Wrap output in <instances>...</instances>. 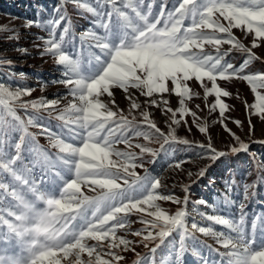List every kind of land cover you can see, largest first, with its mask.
Here are the masks:
<instances>
[{
    "label": "rangeland",
    "instance_id": "1",
    "mask_svg": "<svg viewBox=\"0 0 264 264\" xmlns=\"http://www.w3.org/2000/svg\"><path fill=\"white\" fill-rule=\"evenodd\" d=\"M181 2L182 0H166V2L165 0H143L138 10L141 15H148V8L151 5V14L148 15V19L154 21L162 8L164 11L171 12ZM60 5L62 7L57 11ZM205 5L206 0H197V9L202 10ZM87 7H91L94 10L93 13L87 12L85 10ZM120 7L122 14L129 16L133 27H139L143 23L136 21L135 13L131 9ZM110 8L111 5L99 6L96 0H0V61L10 60L12 62L11 64L0 63V88H6L8 92L25 88L33 89L30 95H24L19 100L0 92V104L10 114L16 115L19 110L15 108H18L17 106H20L22 102L58 100L55 109L35 110L39 115L30 111H28L30 114L21 112L26 119H20L19 133L17 131L14 134H7L5 130L0 129V215H3L6 221V223H0V264H31L34 254L36 264H69V260H54L59 252L49 247L51 243L47 237L50 232L59 240H70V233H80L77 243L72 245L71 250L80 248L84 251L82 244H95L96 241H101L108 236L107 232L101 233L92 229L97 226L103 227L114 219L112 213L123 212V209L112 208L113 203H119L118 197L105 202H100L98 199L104 193H111L113 189L101 188L98 185L94 188L89 187L90 179H84L82 176L74 178L75 157L60 153L59 148L53 146L54 140L41 134L43 129L65 143L76 146L80 144V135L77 132L82 130L58 119L63 114L70 120L74 113L68 111L70 102H73L70 87L56 82L66 80L69 76L83 78L86 82L98 78L110 63L111 55L114 54L116 48L125 42V37H128V42H130L131 28L126 29L124 21L117 15H112L107 32L109 49L101 51L95 46V38L105 36L101 23L111 11ZM61 17L63 20L59 27H56L54 34L50 35L54 22L60 20ZM28 21H37L39 26H27ZM221 21L227 24V21H223L222 18ZM190 24V20L184 21L185 27ZM160 26L162 25H158ZM232 32L246 47H251L254 34L246 36L237 28L232 29ZM11 35L18 36V39L5 38ZM62 35L64 36L63 41L60 39ZM38 37L43 39H37ZM49 40L61 45L62 54L67 55L77 66L76 72H73L67 65L58 64V56L45 51L49 46L47 43ZM259 43L260 46L253 49V52L260 59L250 61L245 66V74L264 72V41H259ZM222 47L226 49L229 46L223 45ZM17 48L27 49V51L22 53L16 51ZM204 48L205 51L215 54L212 45L205 44ZM227 59L239 68L244 64L245 54L233 51ZM187 83L195 95L193 99L186 100L185 107L190 112L197 113L196 122H193L190 113L184 117L179 115L180 97L172 91L145 96L141 95L139 89L129 88L125 93L122 89L112 88L110 89L111 97L108 94L100 97L101 101L113 111L122 110V114L129 120L135 118L134 123L142 132L153 136L159 135L155 133V129L149 128L144 122L143 112L149 114V119L165 136L174 131L177 139L169 138V142L181 144L182 149L170 145L163 149L161 157L150 153L141 154L139 148L129 149L123 143L116 145L120 151L135 153L137 156L135 163L142 165L135 169L141 179L124 191L120 199L143 198L150 193L153 182L160 179L161 187L158 189L160 193L174 194L182 202L187 194L186 205L164 200H158L156 203L168 215H175L178 210H183L185 212L184 224L191 233L185 235L184 230L177 227L162 240L159 246L156 247L153 242L149 243L146 248L141 242V237L134 236L132 233L145 228V225L140 222L142 215L146 219H152V217L147 216V213L133 211L127 217L129 224L117 229L116 234L134 241L130 245V248L134 250L124 251L122 246L115 249L124 259L114 261L113 264H235V258L226 254L228 250L217 243L216 236L194 232L191 228L193 224L222 234L233 242H238L236 251L240 257L264 250V188L258 186L259 184L264 185V159L261 157L264 155V143H260L264 141V120L259 115L250 112L245 106V102L255 103V93L251 92V85L238 78L218 80V85L232 94L230 97H222L223 101L229 105V110L225 112V119L221 123L218 109L209 112V107L215 103V96H209L205 100L204 89L200 81L193 78ZM204 83L211 87L206 80ZM166 86L172 89L170 80L166 82ZM261 91L264 92V90ZM127 95H131L140 107L131 109V100L126 98ZM161 99L167 100L168 104L161 103L156 106L150 103L152 100L161 101ZM13 104L16 106L14 107ZM166 108L178 112L176 119L181 120L179 126L172 123V114L165 112ZM29 120L31 124L28 123ZM234 121H240L239 126ZM249 121L252 123L251 129H249ZM198 125L204 126L206 131L201 133ZM224 125H227V129L231 132L226 131ZM25 129L28 130L27 133L32 137L35 145L25 144L21 150L19 148L25 140L23 137ZM70 129H75V131ZM136 130L134 127L127 133L129 137H132V144H143L158 154L163 139L145 140L143 135L134 136ZM232 133L239 136L242 142L249 145V148L237 154H230L231 147L239 146ZM181 139H186L190 143H179ZM29 140L32 142L30 138ZM209 142L217 151L229 153L227 155L230 160L239 158L238 160L247 161L246 177L242 181L233 182L231 175L227 173L229 171L224 170L234 169L240 172L242 167L231 161L225 165L227 166L225 168L221 161L218 162L219 158L213 162L207 157L206 147L200 145L207 146ZM109 159L106 154H103L102 163L107 165ZM178 162H182L180 168L170 167ZM218 168H220L218 172H215L214 170ZM202 169L205 170L204 175L199 176L198 173ZM209 171L211 173L208 174ZM216 175H219L220 186ZM77 179L79 182L76 187L67 189L66 194L61 198L60 195L62 191L65 192L63 188L66 183ZM115 182L121 186V189L126 186L123 179L115 180ZM185 187H187V193L184 191ZM225 187H230L232 196L230 206L227 200L228 193H221ZM13 192L27 204L21 212L22 219L19 221L24 229L23 238L10 232L7 227V223H16L13 216H9L8 213H20L19 201L11 195ZM73 192L78 194L77 198L70 200L69 197ZM85 197L97 203L85 202ZM49 200L51 203H46ZM69 202L75 209L71 212L61 207ZM47 214L55 219H49ZM217 215L242 230L233 231L227 226L207 219V217ZM85 228L86 230L81 232ZM34 229L38 230L39 234ZM191 235L197 237L198 241H195L196 238ZM103 243L107 244V241ZM199 243H201L200 248L196 249L195 245ZM181 246L184 249L182 255L179 251ZM154 247H156L155 251L151 252L150 249ZM101 251L106 253L107 248ZM102 258L111 259L107 255H102ZM69 259L74 264V258ZM87 259L88 255L85 252L81 255V261Z\"/></svg>",
    "mask_w": 264,
    "mask_h": 264
},
{
    "label": "snow or ice",
    "instance_id": "2",
    "mask_svg": "<svg viewBox=\"0 0 264 264\" xmlns=\"http://www.w3.org/2000/svg\"><path fill=\"white\" fill-rule=\"evenodd\" d=\"M166 2V0H165ZM96 3L103 7L104 5H111V11L103 19L101 27L105 30L104 37L95 38V46L100 48L101 51L109 49L107 43V32L111 23L112 15H117L124 21V27L126 29L131 28L132 36L130 42L128 37H125V42H122L118 48L111 55L110 63H108L106 69L102 75L90 81H85L83 78H72L59 81L56 83H63L66 87H70V94L73 96V102H70L68 111L74 113L72 119L68 120L65 115H61L58 119L64 120L66 124L75 125L76 128L82 130L77 133L80 135V144L78 146L71 143H65L59 138L51 136L46 130L41 131V134L49 136L54 140V147L59 148L60 153H65L75 157L73 162L74 178L84 175L85 173L101 174L100 169L107 170L103 173L108 179L120 180L123 179L126 182V186L116 193H104L98 199H112L119 198V203H113V209H123L122 213H112L114 219L105 224L103 227L97 226L92 229L93 231H99L101 233L107 232L106 236L101 241H96L95 244L89 245L88 243L82 244L84 251L80 248L72 249V245L77 243L80 233H70L71 239H65L49 247L55 248L59 255L54 257V260L62 261L69 260V264H73V261L69 258H74V264H113L124 259L119 255L115 249L122 246L124 251H132L130 245L134 241L124 239L117 236V229L124 228L129 224L127 219L128 215L133 213H147V216L152 219H146L143 215L140 217V222L145 225V228L133 232L132 235L141 237V242L144 247H148L149 243H155L156 247L177 227L184 230L185 235L191 234L186 225L184 224L185 212L178 210L175 215H168L160 206L156 203L158 200L171 201L175 204L187 203V194L184 197L183 202L177 198L174 194H162L158 191L161 187L160 179L153 182L152 189L148 195L140 199H120L123 192L135 185L141 177L136 174L135 169L142 167V165L135 163L137 156L131 151H120L116 148L118 143H123L129 149L135 147L140 149V153H150L153 156L157 155V152L143 144H132V137H129L127 133L134 127L137 129L134 136L143 135L145 140L151 141L152 139H163V144L169 142V138L176 140L174 131L169 132L168 136L156 127L155 123L149 119V114L143 112L144 122L149 128L155 129V133L158 136H153L149 133L142 132L138 126L135 125L134 119L129 120L122 114L121 111H113L107 104L101 101L100 97L104 94L112 96L110 89L119 88L128 92L129 88L139 89L141 95L152 96L154 93H165L172 91L178 97H180L178 110L179 115L184 117L189 113L193 117V122L198 119L197 113L191 111L185 107L186 100L193 99L195 93L188 86V81L195 79L201 82V87L204 89L205 100L209 96H215V103L209 107V112L219 110L221 123L225 119V112L229 110V105L226 104L222 97H230L232 94L230 91L220 87L217 83L218 80L226 81L231 80L233 77L246 81L251 85V92L255 93V103L245 102L246 108L255 115H259L264 120V72L256 74H245V66L250 61L259 60L253 49L260 46L259 41H264V0H206L205 7L200 10L197 9V0H182L180 5L173 11L168 12L161 9V12L154 21H149L148 15L151 14V5L148 8V15H141L139 7L143 4V0H96ZM129 8L135 13L136 21H142L143 23L139 27H133L132 21L129 16L123 15L121 7ZM62 5L58 6L57 11L60 10ZM89 13H93L91 7L85 8ZM227 21V24L221 21ZM188 19L191 21L190 26L185 27L184 21ZM63 20L55 21L53 24V30L50 35L54 34L55 28L59 27V24ZM36 25L39 26L37 21H28L27 26ZM158 25H162L158 27ZM240 29L244 35L254 34L251 47H246L235 35H233L232 29ZM14 31V30H13ZM67 32V29H64ZM87 36V35H85ZM6 39H18V36L11 35L5 37ZM37 39H43L38 37ZM63 41L64 36L60 37ZM48 47L45 51L51 53L53 56H58L57 63L67 65L73 72H76L77 66L72 60L65 54H62L60 48L61 45L49 40ZM212 45L215 49V54H211L205 51L204 45ZM228 45L229 47L224 49L222 46ZM16 51L26 52L27 49L17 48ZM233 51L245 54L244 64L239 68L233 63L228 61V57L231 56ZM9 61H0V63ZM78 75V74H77ZM171 81L172 89L166 86L167 81ZM210 83L211 87L207 83ZM33 89L25 88L15 92H8L6 88H0V92L6 95L12 96L13 99L19 100L24 95H30ZM131 100V109H137L140 105L131 97L126 96ZM114 103V101H112ZM152 105L159 106L161 103L168 104L167 100L161 99V101L152 100ZM58 104V100H40L34 102H22L21 107L39 111L48 109H55ZM199 108V105H197ZM165 112H171L172 123L179 126L181 120L176 119L178 112L171 108L164 109ZM51 115V112H49ZM31 124V120L28 121ZM238 126L240 121H234ZM199 131L204 133L205 127L198 125ZM225 130L227 125H224ZM252 128V123L249 121V129ZM75 131V129H70ZM232 136L238 143V147H231L230 154H237L240 151H245L249 148V145L242 142L239 136ZM179 143L189 144L186 139L179 140ZM264 143V141H260ZM206 147L208 151L207 157L211 161H215L219 157H223L226 154L225 151H217L209 142ZM19 148V145H17ZM103 154H106L110 159L107 165L102 163ZM113 157L115 159H113ZM99 158V159H96ZM182 162H178L170 167L180 168ZM205 170L202 169L198 175L203 176ZM191 175V173L189 174ZM130 177V179H129ZM77 182L79 180L77 179ZM69 185L66 183L65 189ZM75 187L74 185L72 186ZM89 187H95V184L90 183ZM72 189V188H68ZM187 193V187L184 189ZM66 192L62 191L61 198L64 197ZM11 195L19 201L20 213L13 214L8 213L9 216H13L16 223H7V227L10 232L16 236L23 238L24 229L20 225L19 221L22 219L21 212L25 205H27L22 199H20L15 192ZM78 195V194H77ZM55 199V198H51ZM203 203V202H201ZM208 220L214 221L216 224L224 225L231 228L233 231H241L240 227L231 224L227 219L220 216L207 217ZM0 223H6L3 215H0ZM91 223V222H90ZM241 225L243 221L241 220ZM194 232H199L204 235H213L217 237V243H219L224 249L228 250L227 255L235 258V264H264V250L252 253L246 257H240L237 254L238 242H233L231 239H226L222 234H217L210 229L204 227H198L196 224L191 226ZM81 230V232L85 231ZM146 233V234H145ZM103 241H107L104 244ZM107 248V252L103 253L101 250ZM150 249L151 252L155 251V248ZM63 250V251H61ZM181 255L183 254V246L179 249ZM87 253L88 259L81 261V255ZM102 255L110 256V260H105ZM31 264H36L35 254L31 260Z\"/></svg>",
    "mask_w": 264,
    "mask_h": 264
},
{
    "label": "trees",
    "instance_id": "3",
    "mask_svg": "<svg viewBox=\"0 0 264 264\" xmlns=\"http://www.w3.org/2000/svg\"><path fill=\"white\" fill-rule=\"evenodd\" d=\"M14 105V107L16 106L15 104H13ZM18 108H15V109H17V110H19L18 112H17V114L15 115V114H10L9 112H8V110L4 107V106H2L1 104H0V110H1V113H0V129L1 130H5V132L7 133V134H14V133H16L17 131H18V133L20 132V124H19V121H20V119L22 118V119H26V117L24 116V115H22V113L21 112H27L28 113V111H30V112H33L35 115H39V113L38 112H36L34 109H32V108H27V109H25V108H23V107H21V106H17ZM33 113H31V114H33ZM28 114H30V113H28ZM24 119V120H25ZM26 131H23V132H25V133H23V137H24V142H23V144L21 145V148H19V149H21V150H23V147L25 146V144H29V145H35V143H34V141L32 140V137L30 136V135H28V130L27 129H25ZM29 138L32 140V142L29 140ZM26 139H28V142H26ZM169 143V144H168ZM168 143H166V144H163L162 146H160V149H159V152H158V157L160 156H162V154H163V149L165 148H168V147H170V145L172 146V147H175V146H177L179 149H182V145L181 144H175V142H168ZM235 156V155H234ZM261 157H263V159H264V155H262ZM239 158H236V159H231L230 160V157L226 154L225 156H223V157H219V160H218V162H220L221 161V163L222 164H224V166L226 165V164H228L229 162H233V163H235L236 165H238L239 167H242V169H241V171L239 172V171H235L234 169H224V170H227V171H229V172H227V173H229V176L231 175V178L233 179V182H239V181H242V179L244 178V177H246V172H245V167H246V163H247V161L245 162L244 160H238ZM243 159V158H242ZM252 160V159H251ZM260 164V163H259ZM227 166H225V168H226ZM260 167V166H259ZM220 168H218L217 170H214L215 172H218V170H219ZM243 172V173H242ZM209 173H211V171H209L208 172V174ZM242 173V175H240ZM219 174V173H218ZM217 177H216V179L219 181V186L221 185L220 183H221V181H220V179H219V175H216ZM215 177V176H214ZM259 187L261 186L262 188H264V185L263 184H259L258 185ZM223 187V186H222ZM226 192L228 193L227 194V196L229 197V198H227V200H228V204H229V206H230V197H232L231 195H230V187L229 188H223V192H221L222 194H226ZM218 194H220V193H218ZM234 194V193H233ZM262 197H263V195H262ZM191 237H193V238H196L195 239V241L197 240L198 241V238L197 237H195L194 235H191ZM201 245V243H199V245L198 244H196L195 245V247H196V249L197 248H200L199 246ZM186 258V260H187V256H185ZM141 262V261H140ZM139 263V262H138Z\"/></svg>",
    "mask_w": 264,
    "mask_h": 264
},
{
    "label": "clouds",
    "instance_id": "4",
    "mask_svg": "<svg viewBox=\"0 0 264 264\" xmlns=\"http://www.w3.org/2000/svg\"><path fill=\"white\" fill-rule=\"evenodd\" d=\"M101 174L97 175L96 173H85L84 175H81L84 179H90L91 183L95 184V185H98L99 187L101 188H105V187H110L111 189H113V191L111 193H116L118 192L119 190H121V186L118 185L116 182H115V179H108L106 178V176L103 174L105 173L107 170L105 169H100L99 170ZM79 179V178H78ZM76 184H77V180H72L71 182H69V185L64 189L65 192H67V189L68 188H73L72 186L74 185L76 187ZM74 187V188H75ZM77 198V193L73 192L71 193L69 199L70 200H74ZM110 199H100V202H105V201H108ZM85 202H88V203H97V201L95 200H89V198L85 197ZM46 203H51V201H46ZM57 203L59 204V201H57ZM61 207H63V209L67 212H71L73 210H75L73 208V205L71 202L69 203H66L64 205H61ZM99 210V208H98ZM48 215V218L49 219H52L54 220L55 217L51 216L50 214H47ZM34 231H37V234H39V231L34 229ZM47 239L49 240V242L51 244H54L56 242H59V241H62V240H59V239H56L53 235H51V232L49 233Z\"/></svg>",
    "mask_w": 264,
    "mask_h": 264
}]
</instances>
